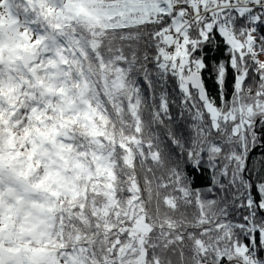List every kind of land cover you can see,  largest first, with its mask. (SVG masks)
Here are the masks:
<instances>
[{"label":"snow or ice","instance_id":"6c2138e0","mask_svg":"<svg viewBox=\"0 0 264 264\" xmlns=\"http://www.w3.org/2000/svg\"><path fill=\"white\" fill-rule=\"evenodd\" d=\"M0 264H264V0H0Z\"/></svg>","mask_w":264,"mask_h":264},{"label":"trees","instance_id":"16d2710c","mask_svg":"<svg viewBox=\"0 0 264 264\" xmlns=\"http://www.w3.org/2000/svg\"><path fill=\"white\" fill-rule=\"evenodd\" d=\"M208 86H209V90L210 91H213L214 90L213 87H212L211 81L208 82ZM260 155H261V149L260 148H257L256 151H254L252 153V162H254L255 159L258 158ZM207 183H208V178H207V175H205V176H202V177H200L198 179L196 186L197 187H204V186L207 185Z\"/></svg>","mask_w":264,"mask_h":264}]
</instances>
